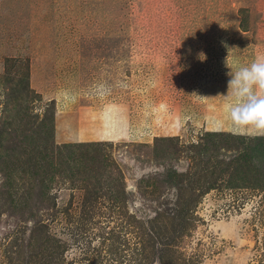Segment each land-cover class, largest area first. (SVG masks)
I'll return each instance as SVG.
<instances>
[{"label":"rangeland","instance_id":"rangeland-1","mask_svg":"<svg viewBox=\"0 0 264 264\" xmlns=\"http://www.w3.org/2000/svg\"><path fill=\"white\" fill-rule=\"evenodd\" d=\"M257 59L264 0H0V264H264Z\"/></svg>","mask_w":264,"mask_h":264},{"label":"clouds","instance_id":"clouds-1","mask_svg":"<svg viewBox=\"0 0 264 264\" xmlns=\"http://www.w3.org/2000/svg\"><path fill=\"white\" fill-rule=\"evenodd\" d=\"M230 76L227 94L223 96L233 124L264 134V59L240 67Z\"/></svg>","mask_w":264,"mask_h":264},{"label":"bare ground","instance_id":"bare-ground-1","mask_svg":"<svg viewBox=\"0 0 264 264\" xmlns=\"http://www.w3.org/2000/svg\"><path fill=\"white\" fill-rule=\"evenodd\" d=\"M119 129L118 127H116L115 125H112L110 124L109 126H105L103 131H102V135L105 137V138H119L120 136L118 135L119 134Z\"/></svg>","mask_w":264,"mask_h":264}]
</instances>
